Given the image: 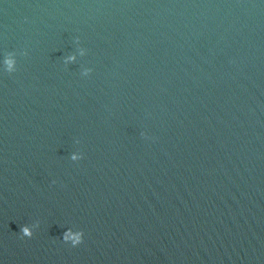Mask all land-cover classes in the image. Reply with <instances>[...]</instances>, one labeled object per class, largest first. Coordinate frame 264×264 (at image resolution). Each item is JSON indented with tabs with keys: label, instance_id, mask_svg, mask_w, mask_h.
<instances>
[{
	"label": "clouds",
	"instance_id": "1",
	"mask_svg": "<svg viewBox=\"0 0 264 264\" xmlns=\"http://www.w3.org/2000/svg\"><path fill=\"white\" fill-rule=\"evenodd\" d=\"M6 63L9 65V69H10L13 61L12 60H6ZM74 159H75V157H74ZM23 234H24V236L29 237V238H31V236L33 235V233L28 228L23 229ZM69 240H71V244L73 247L78 246L79 244H81L83 242V232L80 231V232L76 233L75 235L66 234L65 235V242H67Z\"/></svg>",
	"mask_w": 264,
	"mask_h": 264
}]
</instances>
